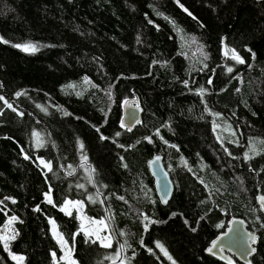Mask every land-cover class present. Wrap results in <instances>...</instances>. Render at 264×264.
I'll list each match as a JSON object with an SVG mask.
<instances>
[{
    "label": "trees",
    "instance_id": "obj_1",
    "mask_svg": "<svg viewBox=\"0 0 264 264\" xmlns=\"http://www.w3.org/2000/svg\"><path fill=\"white\" fill-rule=\"evenodd\" d=\"M0 97V226L17 216L0 264H16L8 251L68 264L49 219L74 264H224L203 250L230 215L257 231L250 260L264 264V0H0ZM153 152L173 184L165 204ZM66 200L105 220L110 246Z\"/></svg>",
    "mask_w": 264,
    "mask_h": 264
},
{
    "label": "water",
    "instance_id": "obj_2",
    "mask_svg": "<svg viewBox=\"0 0 264 264\" xmlns=\"http://www.w3.org/2000/svg\"><path fill=\"white\" fill-rule=\"evenodd\" d=\"M224 47L226 53L231 54L229 46L224 44ZM142 111L138 96L136 94L127 96L120 105V124L122 125L123 122V127L132 130L140 122ZM146 168L152 178L153 189L158 201L165 204L172 194L173 184L161 155L153 152L146 160ZM261 196L264 195L257 189L254 201L264 217V204L259 199ZM252 235L256 237L254 242L250 239ZM214 241L215 247H213ZM257 241V231L249 229L242 216L230 215L223 229L208 241L203 252L224 264H236L237 262L251 264L250 257L254 252L252 249H255ZM209 248H212L211 252L208 251Z\"/></svg>",
    "mask_w": 264,
    "mask_h": 264
},
{
    "label": "rangeland",
    "instance_id": "obj_3",
    "mask_svg": "<svg viewBox=\"0 0 264 264\" xmlns=\"http://www.w3.org/2000/svg\"><path fill=\"white\" fill-rule=\"evenodd\" d=\"M26 45V44H23ZM184 47V44H183ZM70 202V203H66ZM62 206L61 209L63 211H69L71 208H75L78 212L79 218H80V229L84 233H88L91 235L94 239H96L100 244L102 245H109L111 242V234L108 228L107 223L104 219H95L93 217L88 216L83 212V205L81 201L79 200H66ZM80 202V203H76ZM12 217H16V215H7V218L2 226H0V237H3L4 239H0L5 247V244L7 240L15 235V230L13 227V219ZM97 221H104V224L106 225H100L98 223H94ZM49 225H50V232L53 235V237L57 240L58 245L61 249V257H63L62 260H64L68 264H73L74 260L71 257V247L70 245L63 239L60 232L57 230L55 223L52 219H49ZM83 226V227H82ZM8 256L13 259V256L21 257L18 253H12L8 251ZM16 264H21V260L13 259Z\"/></svg>",
    "mask_w": 264,
    "mask_h": 264
},
{
    "label": "snow or ice",
    "instance_id": "obj_4",
    "mask_svg": "<svg viewBox=\"0 0 264 264\" xmlns=\"http://www.w3.org/2000/svg\"><path fill=\"white\" fill-rule=\"evenodd\" d=\"M193 39H194V38H193ZM17 47H22L23 50H25V51H35V50H36V49H35V46H34V45H31V44L17 45ZM233 58L236 59V60H237L238 62H240V63H244V61H243L238 55H234ZM228 71L231 72L232 69L229 68ZM209 83H211V81H209ZM17 95H19V93H17ZM2 99H3V97H0V100H2ZM5 103H7V101H5ZM8 106L11 107V105H8ZM122 126H123V122H122ZM34 135H35V133H34ZM117 135H119V133H117ZM157 159H158V158H157ZM42 163H43V162H42ZM80 187H82V185H81ZM46 198L48 199V202H49V203H52V200H51L50 197H46ZM259 199H260V201L262 202V204H264V196L259 197ZM0 203H2V202H0ZM66 203H70V202H67V201H66ZM76 203H80V202H76ZM37 210H39V209H37ZM69 214H70V213H69ZM12 219L15 220L16 217H12ZM94 223H98V224L103 225V226L106 227V225L104 224V221H97V222H94ZM82 227H83V226H82ZM85 234L87 235L88 233L86 232ZM11 238L14 239L15 237L13 236V237H11ZM0 239H4V238H3V237H0ZM250 239L254 242L255 239H256V237H255L254 235H252V236H250ZM105 246L107 247V246H110V245H105ZM215 246H216V245H215V241H214V242H213V247H215ZM157 247L160 248V250L164 253L165 256H168L167 251L163 248L162 245H160L159 243H157ZM5 248H7V244H5ZM208 251L211 252V251H212V248H209ZM252 251H255V249H252ZM53 255H55V254H53ZM168 258L171 259L170 256H168ZM13 259H16V260H22L23 257H16V256H13ZM61 259H63V257H61ZM73 264H74V262H73ZM173 264H174V262H173Z\"/></svg>",
    "mask_w": 264,
    "mask_h": 264
}]
</instances>
